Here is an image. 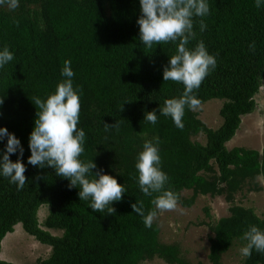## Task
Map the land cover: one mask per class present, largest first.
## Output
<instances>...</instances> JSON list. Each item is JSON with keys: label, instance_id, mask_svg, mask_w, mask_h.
Segmentation results:
<instances>
[{"label": "trees", "instance_id": "1", "mask_svg": "<svg viewBox=\"0 0 264 264\" xmlns=\"http://www.w3.org/2000/svg\"><path fill=\"white\" fill-rule=\"evenodd\" d=\"M210 14L201 32L202 18L194 17L196 36L188 45L203 41L216 55L217 67L195 94L202 104L222 100L217 128L199 119V110L185 111L179 129L170 117L159 116L156 125L145 113L179 97L182 83L163 80V70L176 54V43L152 48L139 39V0H19L12 10L0 4V47L7 45L15 59L0 71V127L14 133L24 147L27 166L22 190L0 177V264H14L2 257L3 240L21 224L36 241L49 246L48 257L37 264H142L160 258L168 264H191L180 256L177 244L160 241V228L144 225L132 204L144 202L145 214L154 208L139 189L135 168L137 154L146 140L158 138L162 168L179 204L191 207L200 196L223 197L228 214L208 223V259L221 264L222 256L236 245L250 226L264 229V214L237 202L245 187L258 192L264 178V146L229 149L245 116L257 107L255 97L264 80V9L255 0H208ZM255 43V49L250 45ZM71 61L74 87L82 89L78 128L86 133L81 160H94L95 173L103 169L124 184L128 192L107 209L93 212L89 201H80L78 188L57 176L53 168L27 164L29 136L37 111L32 100L46 99L63 79L61 70ZM108 130L106 131V125ZM203 134L204 144L194 137ZM6 139L0 143L4 148ZM10 159L15 162L17 155ZM190 191L189 198L182 194ZM48 206L43 224L41 207ZM159 213V212H158ZM207 217L209 209L205 208ZM47 229L62 231L54 235ZM202 264V263H198ZM239 264H264V254L253 251Z\"/></svg>", "mask_w": 264, "mask_h": 264}, {"label": "clouds", "instance_id": "2", "mask_svg": "<svg viewBox=\"0 0 264 264\" xmlns=\"http://www.w3.org/2000/svg\"><path fill=\"white\" fill-rule=\"evenodd\" d=\"M7 2L10 9L19 7V0H0ZM141 15L137 20L139 39L147 48L154 44L176 43V54L171 56L168 65L163 70L164 81L182 83L184 90L179 97L167 99L162 107L146 112L144 119L156 125L159 116L170 117L179 129H183L185 111H195L201 107V100L195 94L205 78L216 69L217 59L211 54L201 40L194 48L188 45L195 38L194 17L202 18L200 31L206 30L203 18L210 14L208 0H139ZM255 7L264 9V0H255ZM255 49V43L250 50ZM15 59L14 52L5 45L0 47V71ZM63 79L57 84L55 91L46 99L36 97L32 100L40 111L29 136L31 155L27 164L40 169L53 168L57 176L69 181V188H78L80 201H89L93 212L109 214L115 212L113 202L121 201L128 192L124 184L118 183L115 176L106 174L97 168L94 160H81L86 143V133L78 128L80 119V98L82 89L74 87L75 76L71 61L66 60L61 70ZM3 99H0L2 105ZM159 114V116H158ZM106 125V131L108 125ZM6 139L3 149H0V177L8 179L9 183L22 190L26 184L25 172L27 166L23 162L24 147L21 140L0 127V143ZM158 138L146 140L143 150L137 154L135 168L138 172V185L145 197L151 200L154 208L145 214L144 202L132 204L133 211L143 218L145 227L152 228L158 212L177 210L179 195L172 191L170 178L163 171ZM17 155L13 162L10 157ZM244 245L240 248L242 257L250 258L253 251L264 254V229L250 226L242 235Z\"/></svg>", "mask_w": 264, "mask_h": 264}, {"label": "rangeland", "instance_id": "3", "mask_svg": "<svg viewBox=\"0 0 264 264\" xmlns=\"http://www.w3.org/2000/svg\"><path fill=\"white\" fill-rule=\"evenodd\" d=\"M256 110L249 116H245L237 134L227 144L229 149L234 147H246L261 150L264 146V80L259 93L255 97ZM222 100H211L201 105L199 119L210 128H217L222 123L219 114ZM195 140L204 144L205 137L200 134ZM260 190L255 192L247 186L241 193L236 194L237 202L243 201L245 205L254 207L257 214H264V178H258ZM190 191H185L183 198H189ZM228 205L223 197L212 198L200 196L191 207H183L178 204L177 210L159 212L153 223L160 228L159 239L164 244H177L180 248V256L191 264H211L208 259L209 236L212 231L208 225L221 216L227 215ZM39 212L40 223L43 224L48 206L41 207ZM205 208L209 209L210 217L206 216ZM15 231L3 240L2 257L14 264H37L38 260L49 256V246L36 241L34 237L26 233L21 226H15ZM54 235H60L62 231L47 229ZM240 247L234 245L231 250L224 254L221 264H239L242 256ZM142 264H168L160 258L143 262Z\"/></svg>", "mask_w": 264, "mask_h": 264}]
</instances>
